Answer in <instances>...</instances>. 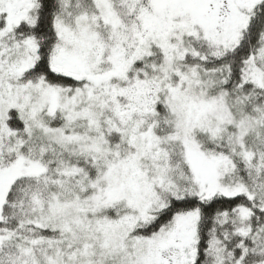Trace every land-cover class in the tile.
Returning <instances> with one entry per match:
<instances>
[{
  "label": "snow or ice",
  "instance_id": "obj_1",
  "mask_svg": "<svg viewBox=\"0 0 264 264\" xmlns=\"http://www.w3.org/2000/svg\"><path fill=\"white\" fill-rule=\"evenodd\" d=\"M0 264H264V0H0Z\"/></svg>",
  "mask_w": 264,
  "mask_h": 264
}]
</instances>
